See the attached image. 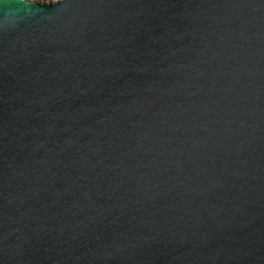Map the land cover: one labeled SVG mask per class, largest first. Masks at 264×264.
I'll list each match as a JSON object with an SVG mask.
<instances>
[{
	"label": "water",
	"instance_id": "water-1",
	"mask_svg": "<svg viewBox=\"0 0 264 264\" xmlns=\"http://www.w3.org/2000/svg\"><path fill=\"white\" fill-rule=\"evenodd\" d=\"M0 264H264V0H0Z\"/></svg>",
	"mask_w": 264,
	"mask_h": 264
}]
</instances>
